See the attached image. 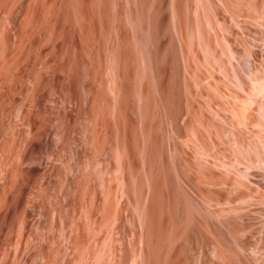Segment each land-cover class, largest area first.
<instances>
[{"label":"rangeland","instance_id":"obj_1","mask_svg":"<svg viewBox=\"0 0 264 264\" xmlns=\"http://www.w3.org/2000/svg\"><path fill=\"white\" fill-rule=\"evenodd\" d=\"M0 264H264V0H0Z\"/></svg>","mask_w":264,"mask_h":264},{"label":"bare ground","instance_id":"obj_2","mask_svg":"<svg viewBox=\"0 0 264 264\" xmlns=\"http://www.w3.org/2000/svg\"><path fill=\"white\" fill-rule=\"evenodd\" d=\"M263 92V91H262Z\"/></svg>","mask_w":264,"mask_h":264}]
</instances>
